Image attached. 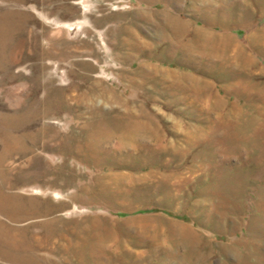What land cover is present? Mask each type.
I'll return each mask as SVG.
<instances>
[{
	"label": "rangeland",
	"instance_id": "obj_1",
	"mask_svg": "<svg viewBox=\"0 0 264 264\" xmlns=\"http://www.w3.org/2000/svg\"><path fill=\"white\" fill-rule=\"evenodd\" d=\"M0 264H264V0H0Z\"/></svg>",
	"mask_w": 264,
	"mask_h": 264
},
{
	"label": "bare ground",
	"instance_id": "obj_2",
	"mask_svg": "<svg viewBox=\"0 0 264 264\" xmlns=\"http://www.w3.org/2000/svg\"><path fill=\"white\" fill-rule=\"evenodd\" d=\"M196 34L199 37H204V39L207 40V42L210 41V42L214 43V45H220L222 47L225 46V43L223 41L224 37H221V36L215 35V34H210L208 32H197ZM204 39H203V41H204Z\"/></svg>",
	"mask_w": 264,
	"mask_h": 264
}]
</instances>
